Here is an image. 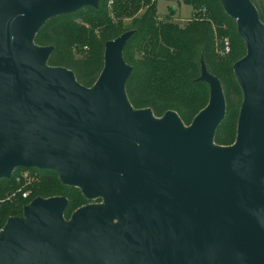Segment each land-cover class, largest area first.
Wrapping results in <instances>:
<instances>
[{"label": "water", "instance_id": "water-1", "mask_svg": "<svg viewBox=\"0 0 264 264\" xmlns=\"http://www.w3.org/2000/svg\"><path fill=\"white\" fill-rule=\"evenodd\" d=\"M100 0H0V180L54 172L102 206L63 219L67 201L35 199L0 233V264H264V24L250 0H218L246 55L233 65L242 103L232 146L219 80L201 62L207 106L190 126L175 112L134 110L123 49L105 43L91 88L51 68L33 39L51 18ZM117 220V225L113 221Z\"/></svg>", "mask_w": 264, "mask_h": 264}, {"label": "trees", "instance_id": "trees-1", "mask_svg": "<svg viewBox=\"0 0 264 264\" xmlns=\"http://www.w3.org/2000/svg\"><path fill=\"white\" fill-rule=\"evenodd\" d=\"M250 2L264 24L263 11L255 0ZM182 3L193 10L192 18L183 27L171 21L172 10L168 18L156 16L154 0H100L97 9L84 8L49 19L36 33L33 44L52 47L48 67L69 70L80 85L91 88L103 69L105 43L133 31L123 49V59L132 68L125 93L134 110L150 109L156 118L172 111L185 126H190L209 100L207 84L198 81L202 62L208 73L219 80L228 111H239L242 93L232 70L245 57L246 47L235 21L225 14L218 0H182ZM110 9L116 21L110 18ZM125 20H130V24L125 25ZM225 48L229 53L220 57L219 50ZM74 50L88 57L77 61ZM138 50L144 51L142 59L135 57ZM229 121V126L236 125L237 117L232 120L229 116ZM223 126L216 130V146L228 143L231 128L225 133ZM27 171L41 177L39 188L34 189L40 197L68 198L73 189L61 184L54 172ZM19 182L15 177L0 180V231L10 218H20L33 201L35 194L23 200L21 193L13 201L7 200L20 189ZM63 215L68 218V206Z\"/></svg>", "mask_w": 264, "mask_h": 264}, {"label": "rangeland", "instance_id": "rangeland-1", "mask_svg": "<svg viewBox=\"0 0 264 264\" xmlns=\"http://www.w3.org/2000/svg\"><path fill=\"white\" fill-rule=\"evenodd\" d=\"M155 4H156V16H158L159 18L163 19V18H168L170 17V11H174V15L171 17V21L181 27L185 26L187 22H189V20L192 18V14H193V10L191 8V6L186 5L184 3H182V0H171L169 2L164 1V0H154ZM255 2L257 3V5L259 6V8L263 11L264 13V0H255ZM203 12H205L203 10ZM258 12V11H257ZM110 18L113 21H116V18L114 16L113 13V9H110ZM123 23H125V25H129L130 24V20H125ZM226 40L222 41V44L226 47ZM75 52V59L77 61H85V59L88 57V55L84 54V53H80L77 52L78 50H74ZM86 53V52H85ZM229 53V51L225 48V49H220L219 50V56L220 57H224L225 55H227ZM144 56V51L143 50H138L135 53V57L137 59H142V57ZM81 71L84 68H80ZM233 71V70H232ZM229 116L232 117V120L235 119L237 117L238 120V116H239V111H235V110H229L226 108L225 109V116L223 121L221 122L220 126L223 124L224 129H225V133L228 132L229 128H231V134H227V136H230L228 138V143L225 147H229L232 146L235 142L236 139V127H237V121H236V125L233 123L229 126ZM232 126V127H231ZM186 127V126H185ZM27 170H33V169H27ZM25 168H18L16 170H14V172L12 173V175L10 176V178L7 179H1V180H9L12 177H15L17 179V181L19 180V184H20V189L17 190L16 192H13L10 196H8L7 200L8 201H13L14 196H18L19 193H21V199H28L30 197H33V201L35 199H49V198H44V197H40L37 195V191L34 189H38L39 185L42 182L41 177L39 176V174L37 173H30L28 172ZM40 172V171H39ZM47 172V171H46ZM43 173V172H42ZM55 176H57L58 181L61 183L58 175L55 173ZM62 184V183H61ZM25 189V190H24ZM24 190V191H23ZM34 190V191H33ZM26 194V197H25ZM68 198L66 197H61V196H55L52 198H56V197H61L64 198L67 201V206L69 208V216L68 218H65L63 215V219L65 221H69L78 211L85 209V208H91V207H98V206H102L104 203V200L102 198H94V199H90L87 198L83 195L81 189L77 188V187H73V189L70 190L69 194H68ZM67 208V207H66ZM10 219H20L21 221H25L26 217H25V213L24 211H22V216L20 218H15L12 217ZM119 223V221L114 220L113 224L117 225ZM2 232V230L0 231V233Z\"/></svg>", "mask_w": 264, "mask_h": 264}, {"label": "built area", "instance_id": "built-area-1", "mask_svg": "<svg viewBox=\"0 0 264 264\" xmlns=\"http://www.w3.org/2000/svg\"><path fill=\"white\" fill-rule=\"evenodd\" d=\"M227 45V44H226ZM228 50V49H227ZM25 197H26V194H25Z\"/></svg>", "mask_w": 264, "mask_h": 264}]
</instances>
